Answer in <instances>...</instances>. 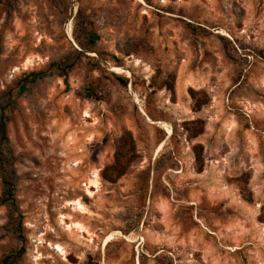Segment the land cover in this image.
Returning <instances> with one entry per match:
<instances>
[{
	"label": "rangeland",
	"instance_id": "1",
	"mask_svg": "<svg viewBox=\"0 0 264 264\" xmlns=\"http://www.w3.org/2000/svg\"><path fill=\"white\" fill-rule=\"evenodd\" d=\"M10 96L3 150L23 239L0 175V260L264 264V0H0V107ZM195 119L205 131L190 140ZM125 131L137 157L106 181Z\"/></svg>",
	"mask_w": 264,
	"mask_h": 264
},
{
	"label": "trees",
	"instance_id": "2",
	"mask_svg": "<svg viewBox=\"0 0 264 264\" xmlns=\"http://www.w3.org/2000/svg\"><path fill=\"white\" fill-rule=\"evenodd\" d=\"M89 40L91 43H95L97 40V36L95 34L89 35ZM72 64L63 66L61 63H52L51 68L54 71L63 72V75L66 74L67 70L72 68ZM45 72L40 71L30 72L28 73L24 79L22 84L20 85V91L24 92L27 90V84L30 82H35L39 77L44 76ZM124 85L128 84V79H121ZM169 89L174 94V88L171 86ZM191 95L194 99H196V108L200 109L204 103H200L196 98L197 92L193 89H190ZM91 96V95H89ZM13 101L11 96L8 99V102L0 107V175H2V181L4 184L3 191V204H5L10 212L9 217V225L11 227L12 232L18 237L23 239L22 235V214L19 210V206L17 204L16 198V188L15 182L6 177V158L4 155V146L8 144L9 139L7 136V122H8V113L7 110L10 108V104ZM185 129L188 131V139H195L202 135L205 131V121L202 119H195L192 121H188L185 123ZM194 151L196 155V161L200 164L199 172L203 171V160H202V152L203 145L196 144L194 145ZM136 145L135 140L132 136V133L129 131H125L120 144L117 147L115 152L114 162L105 166L102 170L101 174L103 179L109 182H116L120 177H122L137 157L136 153ZM264 208V207H263ZM22 250H13L6 254L1 260L0 264H17L20 258L22 257Z\"/></svg>",
	"mask_w": 264,
	"mask_h": 264
},
{
	"label": "bare ground",
	"instance_id": "3",
	"mask_svg": "<svg viewBox=\"0 0 264 264\" xmlns=\"http://www.w3.org/2000/svg\"><path fill=\"white\" fill-rule=\"evenodd\" d=\"M116 73L118 74H127L128 76L130 75V72L128 70H125L123 68H117L116 69ZM93 178L91 180V184H94L92 186H96V185H99V182H100V173L98 170H96L94 172V175H93ZM74 209L78 212H81V213H86L88 210H87V207L80 201V200H76L74 203ZM67 228L71 231H74V230H77L78 232L80 233H85V227L79 223V222H73L71 224H68L67 225ZM89 234V238L90 240H93V236L90 232H87ZM121 234V233H120ZM113 239V235H109L106 239H105V242H104V246H107ZM56 249L58 250V252H60L62 255L65 254L66 252L64 251L63 247H61L60 245H57L56 246Z\"/></svg>",
	"mask_w": 264,
	"mask_h": 264
}]
</instances>
